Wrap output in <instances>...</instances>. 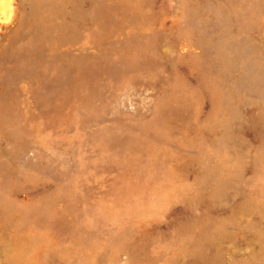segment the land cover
<instances>
[{
    "label": "rangeland",
    "instance_id": "1",
    "mask_svg": "<svg viewBox=\"0 0 264 264\" xmlns=\"http://www.w3.org/2000/svg\"><path fill=\"white\" fill-rule=\"evenodd\" d=\"M55 1L0 46V264H264V0Z\"/></svg>",
    "mask_w": 264,
    "mask_h": 264
},
{
    "label": "bare ground",
    "instance_id": "2",
    "mask_svg": "<svg viewBox=\"0 0 264 264\" xmlns=\"http://www.w3.org/2000/svg\"><path fill=\"white\" fill-rule=\"evenodd\" d=\"M32 1L33 3L31 8L34 10V13L26 15V8L23 12L20 11L21 6H19L18 0H0V46L1 42L4 41V38L8 35V33L10 34V32L14 30V27H16L19 31L24 29L28 24L33 27L37 39L44 41L52 38L53 31L52 29L50 30L49 23L53 25L56 19L57 9L53 7L55 5V0H47L49 4V11H47V14L44 15L39 13V6L44 0ZM15 2L18 3V6H16ZM55 2L58 8L59 3L57 1ZM50 12L51 19H47L50 16ZM11 24H14V27L11 26ZM34 48L37 49L36 46H33L31 49L34 50ZM28 51V47H23L17 41L12 40L1 51L0 57L18 58L20 55Z\"/></svg>",
    "mask_w": 264,
    "mask_h": 264
}]
</instances>
